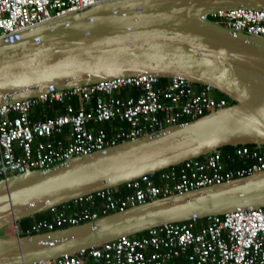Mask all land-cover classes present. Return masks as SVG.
Returning a JSON list of instances; mask_svg holds the SVG:
<instances>
[{
    "label": "water",
    "instance_id": "1",
    "mask_svg": "<svg viewBox=\"0 0 264 264\" xmlns=\"http://www.w3.org/2000/svg\"><path fill=\"white\" fill-rule=\"evenodd\" d=\"M239 7L264 10V0H115L38 25L16 40H0V108L145 75L185 78L233 102L50 171L0 180V231L225 147L264 148V38L207 19ZM259 208L264 209V172L162 197L79 226L0 238V264L52 261L166 224Z\"/></svg>",
    "mask_w": 264,
    "mask_h": 264
},
{
    "label": "built area",
    "instance_id": "2",
    "mask_svg": "<svg viewBox=\"0 0 264 264\" xmlns=\"http://www.w3.org/2000/svg\"><path fill=\"white\" fill-rule=\"evenodd\" d=\"M110 1L115 0H0V40H16L38 25ZM207 19L264 38V10L223 9ZM46 105L59 113H37ZM229 105L210 86L146 75L7 104L0 108V180L32 170L50 171L76 157L184 125ZM236 157L242 167L227 168ZM262 172L264 148L242 146L225 155L211 154L51 208V220H40L26 232L16 227V236L91 223L162 197ZM195 221L166 224L140 239L123 237L37 264H264L263 208L209 218L201 229Z\"/></svg>",
    "mask_w": 264,
    "mask_h": 264
},
{
    "label": "trees",
    "instance_id": "3",
    "mask_svg": "<svg viewBox=\"0 0 264 264\" xmlns=\"http://www.w3.org/2000/svg\"><path fill=\"white\" fill-rule=\"evenodd\" d=\"M216 94L219 98H225L228 100V102L230 104H233V102L228 97H226L225 95H223L217 91H216ZM36 111H37V113H44L45 112L48 115V117H55L59 113V112H54L55 108L53 106H49V105H46L43 108H37ZM249 147H251L253 149L256 148L255 146H249ZM234 151H235V148H233V147H225V148L221 149L219 152L221 154L225 155L226 153H230V152H234ZM241 167H242L241 161L237 157L234 158V161L232 163H227V168H241ZM121 189H124V188H121ZM124 192H126L125 189H124ZM43 219H49V220L52 219V215L50 214L49 211L38 214L33 218H27V219L22 220L21 222L18 223V227L20 230L26 232L36 222L43 220ZM195 224L197 226V229L204 228V227L209 225V219L196 220ZM145 235H147V232H145L143 234H139V235L135 236V238L140 239L141 237H143Z\"/></svg>",
    "mask_w": 264,
    "mask_h": 264
},
{
    "label": "rangeland",
    "instance_id": "4",
    "mask_svg": "<svg viewBox=\"0 0 264 264\" xmlns=\"http://www.w3.org/2000/svg\"><path fill=\"white\" fill-rule=\"evenodd\" d=\"M16 235V226L10 225L0 231V238H13Z\"/></svg>",
    "mask_w": 264,
    "mask_h": 264
},
{
    "label": "crops",
    "instance_id": "5",
    "mask_svg": "<svg viewBox=\"0 0 264 264\" xmlns=\"http://www.w3.org/2000/svg\"><path fill=\"white\" fill-rule=\"evenodd\" d=\"M15 237H16V235H15Z\"/></svg>",
    "mask_w": 264,
    "mask_h": 264
}]
</instances>
